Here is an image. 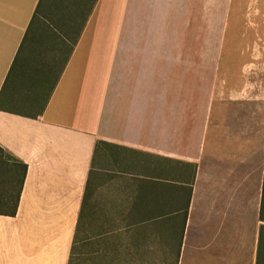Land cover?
Masks as SVG:
<instances>
[{
	"label": "crops",
	"instance_id": "crops-1",
	"mask_svg": "<svg viewBox=\"0 0 264 264\" xmlns=\"http://www.w3.org/2000/svg\"><path fill=\"white\" fill-rule=\"evenodd\" d=\"M0 149V264H256L264 0H0Z\"/></svg>",
	"mask_w": 264,
	"mask_h": 264
},
{
	"label": "trees",
	"instance_id": "trees-1",
	"mask_svg": "<svg viewBox=\"0 0 264 264\" xmlns=\"http://www.w3.org/2000/svg\"><path fill=\"white\" fill-rule=\"evenodd\" d=\"M26 171L24 164L0 149V215H16ZM79 219L80 223L81 214ZM260 221L264 222V202L261 205ZM86 245V242L74 238L68 264H112V259L109 260L105 253H85ZM256 264H264V225L259 230Z\"/></svg>",
	"mask_w": 264,
	"mask_h": 264
}]
</instances>
